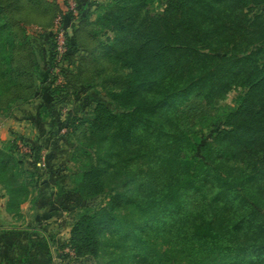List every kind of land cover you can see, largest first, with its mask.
Returning a JSON list of instances; mask_svg holds the SVG:
<instances>
[{"label":"trees","instance_id":"trees-1","mask_svg":"<svg viewBox=\"0 0 264 264\" xmlns=\"http://www.w3.org/2000/svg\"><path fill=\"white\" fill-rule=\"evenodd\" d=\"M26 8L54 15L47 0H0V99L16 97L10 91L20 63L12 50L26 46ZM98 10L93 20L67 12L78 27L102 29L105 42L83 44L82 27L73 25L59 59L53 35L48 46L52 95L86 84L85 62L95 79L127 70L117 90L99 82L111 108L95 102L76 119L94 142L76 192L90 198L116 186L103 204L77 209L70 249L96 257L100 236L114 231L141 264H264V0H110ZM231 89V109L216 115L215 100ZM190 99L204 109L192 123ZM209 117L217 126L207 139H193V125ZM7 153L0 147V170L11 162ZM12 178L0 177L6 208L27 191L9 185ZM37 236L21 264L36 256L53 264L47 236Z\"/></svg>","mask_w":264,"mask_h":264},{"label":"rangeland","instance_id":"rangeland-1","mask_svg":"<svg viewBox=\"0 0 264 264\" xmlns=\"http://www.w3.org/2000/svg\"><path fill=\"white\" fill-rule=\"evenodd\" d=\"M47 1L53 5L52 16L41 15L29 8L23 10L20 28L26 38V46H17L12 50L16 62L20 63L17 75L19 85L10 91V95L16 94V97L10 100L4 95L0 99V147L12 152L7 153L11 162L6 169L0 170V177L12 174L16 179H10L9 185L14 188L18 184L27 186L26 194L17 191L7 208L4 202L8 197L0 186L2 225L30 223L37 227L50 240L53 264H141L127 257L126 246L119 243L114 231L104 232L100 236L104 244L100 246L96 257L76 256L70 249L69 230L77 209L83 205L103 204L105 192L116 186L111 183L103 192L90 198H82L76 192L77 175L89 164L94 153V142L85 130V125H80L76 119L85 117L95 102L107 103L111 108L99 82L104 80L111 90H117L127 70L121 65L118 72L95 79L91 78V70L88 69L90 62H85L82 76L90 80L52 95L46 66L50 63L49 41L57 24L66 34H71L77 19L75 15L69 18L67 11H70V6L75 10L72 14L78 15L81 11L88 16V20H93L99 11L98 7L110 0ZM79 27L82 29L77 31V35L83 44L91 47L97 40L105 42L102 29L88 22ZM89 29L94 34L92 37L87 32ZM14 30L18 31L16 28ZM106 65V62H100L99 66ZM58 71L52 73L55 74L56 84H62L63 77ZM234 95L235 91L231 89L222 98L216 99L214 113L221 116L229 111ZM201 108L195 100L190 99L186 109L189 123L202 116L204 109ZM198 122L192 127L193 139L194 136L199 140L207 139L217 126L210 117L205 122ZM76 125L77 130L74 132L72 127Z\"/></svg>","mask_w":264,"mask_h":264},{"label":"crops","instance_id":"crops-1","mask_svg":"<svg viewBox=\"0 0 264 264\" xmlns=\"http://www.w3.org/2000/svg\"><path fill=\"white\" fill-rule=\"evenodd\" d=\"M2 205V208L4 209V204ZM29 231H31V234L27 235ZM40 234L46 236L44 233L40 232L37 227L30 223H27L26 225L4 226L2 225V219L0 216V264H21L20 262L28 250L29 243H32V240ZM48 245L52 252V246L49 239ZM33 248L38 250L37 244L34 245ZM35 254V251H33L31 255ZM42 262V258L36 256L29 257L25 264H42Z\"/></svg>","mask_w":264,"mask_h":264},{"label":"built area","instance_id":"built-area-1","mask_svg":"<svg viewBox=\"0 0 264 264\" xmlns=\"http://www.w3.org/2000/svg\"><path fill=\"white\" fill-rule=\"evenodd\" d=\"M74 2V1H72ZM70 12H75V10L72 8V6L69 7ZM66 31L57 24V27L55 28L54 31V43H55V51H56V57L59 59L62 54H64L67 51V46H66ZM58 71L57 68H54L53 71Z\"/></svg>","mask_w":264,"mask_h":264}]
</instances>
